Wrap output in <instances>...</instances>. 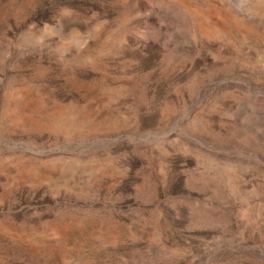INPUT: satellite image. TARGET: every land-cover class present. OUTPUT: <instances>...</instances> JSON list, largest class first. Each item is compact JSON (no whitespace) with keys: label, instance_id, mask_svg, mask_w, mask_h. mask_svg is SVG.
Segmentation results:
<instances>
[{"label":"rangeland","instance_id":"obj_1","mask_svg":"<svg viewBox=\"0 0 264 264\" xmlns=\"http://www.w3.org/2000/svg\"><path fill=\"white\" fill-rule=\"evenodd\" d=\"M0 264H264V0H0Z\"/></svg>","mask_w":264,"mask_h":264}]
</instances>
